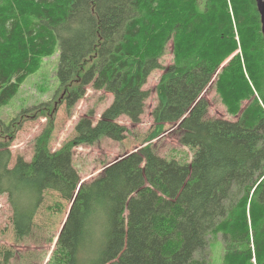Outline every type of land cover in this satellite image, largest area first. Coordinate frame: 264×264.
I'll return each mask as SVG.
<instances>
[{"label": "trees", "instance_id": "1", "mask_svg": "<svg viewBox=\"0 0 264 264\" xmlns=\"http://www.w3.org/2000/svg\"><path fill=\"white\" fill-rule=\"evenodd\" d=\"M169 41L172 62L155 86L144 145L80 184L46 264H208V238L217 235L222 264H264V36L255 0H0V106L59 47L52 101L0 120V196L12 207L15 239L31 233L45 191L73 198L75 146L122 140L120 116L139 122L149 92L143 85L162 68ZM214 74L235 120L207 116L201 93ZM88 84L110 92L111 103L96 122L93 111L81 116L52 151L58 91L69 111ZM26 116L46 123L30 160L18 155L10 164ZM179 120L188 160L152 147L165 124Z\"/></svg>", "mask_w": 264, "mask_h": 264}, {"label": "rangeland", "instance_id": "2", "mask_svg": "<svg viewBox=\"0 0 264 264\" xmlns=\"http://www.w3.org/2000/svg\"><path fill=\"white\" fill-rule=\"evenodd\" d=\"M200 6H202V2ZM171 49L172 43L169 41L164 54L159 59L162 68L153 70L143 85V89L149 92L139 122L132 123L124 116L117 118V123L127 129L125 138L116 141L104 137L92 145H79L73 148L72 162L79 173L80 181L91 180L99 175L105 164L141 146L143 137L153 125L151 112L157 104L155 86L164 68L172 62ZM58 59V46L52 55L40 58L37 70L25 78L17 94L8 104L0 106V120H9L19 115L23 109L52 101L56 91L60 90L56 74ZM59 93L58 91L57 97L54 99V106H56L54 107L53 131L49 145L52 151L58 149L64 141L73 136L75 124L81 116L93 111V120L96 122L113 99L110 92L103 89L97 90L93 88L92 84H88L83 96L68 111L65 100L58 102ZM202 96L208 101V117L236 119L235 116H231L225 111V107L215 91L214 81L206 86L202 91ZM26 117L28 118L22 122L10 143V164L14 163L15 157L18 155L27 161L30 160L33 154L34 139L46 123V118L43 116ZM176 129V124H165L164 131L152 139V147L162 157L188 160L192 152L178 141ZM56 201L60 202L58 209H50L49 205ZM70 202L61 199L55 191H45L34 214L31 233L22 240H16L11 220L13 210L7 200V195H1L0 264H46L54 248L57 233L67 216ZM208 239L209 244L205 249L208 264H222L221 236H209ZM5 253H8L7 258L4 256Z\"/></svg>", "mask_w": 264, "mask_h": 264}, {"label": "water", "instance_id": "3", "mask_svg": "<svg viewBox=\"0 0 264 264\" xmlns=\"http://www.w3.org/2000/svg\"><path fill=\"white\" fill-rule=\"evenodd\" d=\"M255 1H256V7H257V11L259 13V18H260L261 33L264 36V0H255ZM77 190H78V187H77ZM77 190H76V192H77ZM76 192H75V194H76ZM75 194H74V196H75ZM64 221H63V223H64ZM63 223H62V225H63Z\"/></svg>", "mask_w": 264, "mask_h": 264}]
</instances>
